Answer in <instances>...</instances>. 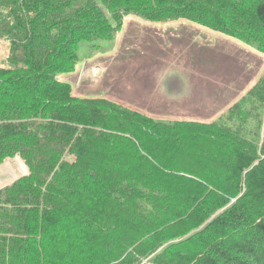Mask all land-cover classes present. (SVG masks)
<instances>
[{
  "label": "trees",
  "instance_id": "16d2710c",
  "mask_svg": "<svg viewBox=\"0 0 264 264\" xmlns=\"http://www.w3.org/2000/svg\"><path fill=\"white\" fill-rule=\"evenodd\" d=\"M127 16L187 20L264 54V0H0V264H264V75L218 121L74 95L82 43Z\"/></svg>",
  "mask_w": 264,
  "mask_h": 264
},
{
  "label": "crops",
  "instance_id": "0c3cea01",
  "mask_svg": "<svg viewBox=\"0 0 264 264\" xmlns=\"http://www.w3.org/2000/svg\"><path fill=\"white\" fill-rule=\"evenodd\" d=\"M141 22L127 16L118 34L121 55H128L124 71L129 72L132 55L139 52L142 57L133 56L138 63L132 67L134 75L128 76L135 100L117 102L135 112L166 123H213L264 75V54L237 38L187 20L159 25H140ZM140 43L145 46L141 51ZM102 50L99 54H107L100 64L106 67V78L112 68L108 64L112 53ZM117 81L112 82L114 86ZM28 174L29 168L23 176Z\"/></svg>",
  "mask_w": 264,
  "mask_h": 264
},
{
  "label": "rangeland",
  "instance_id": "374dc122",
  "mask_svg": "<svg viewBox=\"0 0 264 264\" xmlns=\"http://www.w3.org/2000/svg\"><path fill=\"white\" fill-rule=\"evenodd\" d=\"M134 17L139 18L137 16ZM139 20L142 21L140 25L161 24V22H149L141 18H139ZM140 47L141 48L139 51H141L143 47L145 48L144 44L141 43ZM120 48H122V45L119 44L118 35L109 41H98L95 43L86 42L80 45V64L74 73L66 77V80L73 87L74 95L80 98H106L114 103H117L118 101L131 102V100H135L132 91H130L131 79L128 76L129 74L134 75V72H132L134 69L132 67L138 63V59L134 58L133 56H137L139 58L142 57L139 52L136 53V55H132L129 59L132 62L131 68L129 69V72L124 71L128 62V55H121L119 50ZM101 49H103L102 51L111 50L110 52L112 53L111 58L108 60V64L112 66V68L110 69L106 78L103 76L106 73V67L100 64L101 62H104V59L107 58V54H99L102 53L98 52ZM9 54L10 44L5 41L0 42V68L6 67ZM140 60L141 59H139V61ZM89 73H91V76ZM101 79L103 80V84H101ZM115 80L118 81L114 86L112 82ZM23 162H20L14 158L12 161H10V164H3L0 167V187L9 185L16 178L22 177L24 175L25 170L22 172L20 166L21 164H24Z\"/></svg>",
  "mask_w": 264,
  "mask_h": 264
},
{
  "label": "bare ground",
  "instance_id": "6f19581e",
  "mask_svg": "<svg viewBox=\"0 0 264 264\" xmlns=\"http://www.w3.org/2000/svg\"><path fill=\"white\" fill-rule=\"evenodd\" d=\"M23 166H24L25 173H27L28 168L25 166V164H23Z\"/></svg>",
  "mask_w": 264,
  "mask_h": 264
}]
</instances>
